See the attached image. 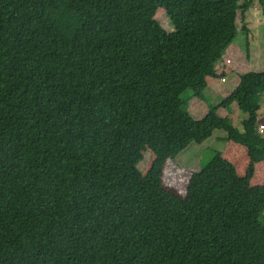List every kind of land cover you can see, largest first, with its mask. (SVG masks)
<instances>
[{"label":"trees","instance_id":"1","mask_svg":"<svg viewBox=\"0 0 264 264\" xmlns=\"http://www.w3.org/2000/svg\"><path fill=\"white\" fill-rule=\"evenodd\" d=\"M241 1L0 0V264H264V72L202 118L183 97L206 100L239 16L264 15ZM233 103L243 132L218 113ZM217 130L246 175L215 151L185 196L167 188V162Z\"/></svg>","mask_w":264,"mask_h":264},{"label":"rangeland","instance_id":"2","mask_svg":"<svg viewBox=\"0 0 264 264\" xmlns=\"http://www.w3.org/2000/svg\"><path fill=\"white\" fill-rule=\"evenodd\" d=\"M245 1L247 0H242L240 5H244L243 2ZM245 15L249 31L241 30L242 21L241 17L239 16L237 22L239 34L237 35L234 43L231 45L229 51L226 52L222 60L217 64V66H220V64L226 62L228 60V57H230L231 55L230 51H235V53L238 54L240 53L242 56V60L240 61V63H242V65L241 69H238L239 73L237 72L239 75L240 73L243 74L246 72H264V15L262 14L259 3L254 2L246 11ZM155 17L167 32L173 31L171 21L169 20L166 14V10L163 7L157 9ZM247 50L249 51L247 52ZM248 60L250 63L247 62ZM234 77L236 76L234 75ZM231 81V79L228 80V85ZM223 86H226L225 83H223ZM231 86L232 85H229L230 88ZM183 97L190 98L187 110L193 116L202 118L208 113L211 108L218 106L220 102L227 96L223 95L220 92L213 97H211V94H208L209 98L203 101L198 99L197 97H194L192 91H187L183 95ZM261 105L262 109L258 114V124L260 123L259 120L261 115V118H264V94L261 98ZM218 113L222 117H228L237 129H240L242 127V121L247 118V115L238 108L236 103H233L228 107L219 108ZM261 122L264 124V119ZM261 133L264 136V130ZM224 136H226V132H224L223 130H217L214 132L212 139L216 141L217 137ZM214 141L209 142L207 146L202 147L198 144H192L184 152L179 154L175 158V160L167 162L163 177L164 185L169 189L177 191L180 195L185 196L192 173L200 171L203 166H205L206 163L211 159L213 152L216 151L214 150ZM225 143L223 144L224 150H226L230 142L226 144ZM151 161V153L147 152L146 154H144V158L139 164L140 170L147 171ZM228 163L230 164V162ZM231 165L233 166L235 171L236 168H238V172H236L239 176L244 177L246 175L248 162H246L243 157L242 160L237 163V165L236 163H234L236 168L232 163ZM254 173L249 179V184L256 185V182L262 181L264 183V167H262L258 173ZM261 222L264 224V213Z\"/></svg>","mask_w":264,"mask_h":264},{"label":"crops","instance_id":"3","mask_svg":"<svg viewBox=\"0 0 264 264\" xmlns=\"http://www.w3.org/2000/svg\"><path fill=\"white\" fill-rule=\"evenodd\" d=\"M230 47H229V49H230ZM229 49L227 51H229ZM230 54L231 55H230V57H228V60L226 62H224L223 64H220V66H217L216 73L213 76L208 78V81H207L208 86L205 90L206 100L209 98L208 94H211V97H213V96H216L219 92L228 97L238 86V84L240 82V75H241V73H240V75L238 74L239 73L238 69H241L242 63H240V61L242 60V56L240 53L239 54L235 53V51H230ZM247 62H249V60ZM234 75L236 77H234ZM229 79L232 80L229 83V85H232L231 88L229 87V85L227 83ZM223 83H225L226 86H223ZM261 109H262V105H261ZM261 109H260V111H261ZM261 117H262V115H261ZM261 117L259 120L260 123L258 125H259V128L263 127V130H264V124L261 122V121H263L264 118H261ZM239 130L241 132H243V127H241ZM226 136L217 137L216 141H214L212 139L213 136H211V138H209L202 145H199V146H201V147L207 146L209 144V142L214 141L215 142L214 150L219 152L228 162H230V164L232 163L234 165V163H236V165H237V163L240 160H242V157H243V159H245L246 162H248V157H247L245 148L240 146L239 144H237L235 142L229 141L230 142L229 143L228 141L224 140L226 138ZM225 142L229 143V146L226 148V150H224V146H223V144ZM234 167H235V165H234ZM262 167H264V161L256 164L254 174L258 173ZM237 169L238 168H236V171L238 172ZM260 184H263V181L262 182H256V185H260Z\"/></svg>","mask_w":264,"mask_h":264},{"label":"built area","instance_id":"4","mask_svg":"<svg viewBox=\"0 0 264 264\" xmlns=\"http://www.w3.org/2000/svg\"><path fill=\"white\" fill-rule=\"evenodd\" d=\"M259 131L262 132V131H263V127H260V128H259Z\"/></svg>","mask_w":264,"mask_h":264}]
</instances>
